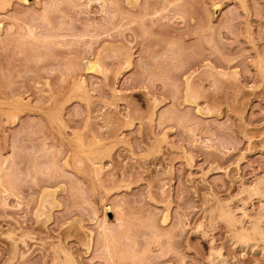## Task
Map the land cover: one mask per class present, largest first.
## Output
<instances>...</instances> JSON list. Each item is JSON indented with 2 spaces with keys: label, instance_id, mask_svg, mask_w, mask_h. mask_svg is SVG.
Returning a JSON list of instances; mask_svg holds the SVG:
<instances>
[{
  "label": "rangeland",
  "instance_id": "obj_1",
  "mask_svg": "<svg viewBox=\"0 0 264 264\" xmlns=\"http://www.w3.org/2000/svg\"><path fill=\"white\" fill-rule=\"evenodd\" d=\"M257 181L264 0H0V264H264Z\"/></svg>",
  "mask_w": 264,
  "mask_h": 264
},
{
  "label": "bare ground",
  "instance_id": "obj_2",
  "mask_svg": "<svg viewBox=\"0 0 264 264\" xmlns=\"http://www.w3.org/2000/svg\"><path fill=\"white\" fill-rule=\"evenodd\" d=\"M136 2V1H135ZM93 66L92 65H90L89 66V69H91ZM64 142V141H63ZM258 182V181H257ZM263 182V181H262ZM258 184H259V182H258ZM263 184H264V182H263ZM251 186V185H250ZM264 185H256V184H254V185H252L251 187H247V188H243L241 191H240V193L242 194H247V196H248V199L249 198H251L252 196H257L258 198L260 197L261 199H263L264 200V187H263ZM247 196H246V199H247ZM241 201V200H240ZM240 203V202H239ZM263 204V203H262ZM242 207V206H241ZM229 208V207H228ZM221 209V208H220ZM223 210V209H222ZM240 210H241V208H239L238 206H236L232 211H231V209L230 210H228V211H226V212H224L223 213V217L226 219V221H228V222H230L231 224H236V223H240V219H241V217H242V215H243V211H241V216L238 214V212L237 211H239L240 212ZM221 211V210H220ZM225 211V210H224ZM237 212V213H236ZM238 214L239 215V217H238V215L236 216V214ZM259 214V213H258ZM260 215V214H259ZM244 216H246V215H244ZM244 216L242 217V220H243V218H244ZM250 217V216H249ZM248 217V218H249ZM259 218V217H262L260 220H258L257 218ZM254 216L253 218L252 217H250L249 219H253V221H252V223L250 224V226L247 228V230H246V228H242L243 226L241 225L242 224V222H241V224H238V225H241V230H240V232H238V234H236L235 235V237H234V239L236 240H234V242H237L238 243V246L240 245L241 247H247V246H249V247H251L252 245L254 246V243H255V245H256V243H261L260 245L262 246H264V227L262 226V222H263V216L262 215H260L259 217L258 216ZM256 218V219H255ZM261 220H262V222H261ZM264 225V224H263ZM235 226V225H234ZM232 237V238H233ZM20 241V240H19ZM23 241V240H22ZM22 241H20L21 243H23ZM110 241V240H109ZM25 247V246H24ZM252 248V247H251ZM251 248H249V249H251ZM260 248V247H259ZM264 248V247H263ZM264 251V250H263ZM62 253H63V251H62ZM65 254V253H64ZM213 256L212 257H214L212 260L213 261H211V263L212 264H225V262H224V260L220 257V255L219 254H215V253H213L212 254ZM63 257V256H62ZM58 258V256L56 257V259ZM65 258V260L64 259H62V260H64V262L63 261H61V263H60V260H59V264H75V262L73 263V260H71L70 258H67V257H64ZM61 259V258H60ZM57 260V261H58ZM55 262V261H54ZM53 262V263H54ZM63 262V263H62ZM56 263V262H55ZM58 264V263H57Z\"/></svg>",
  "mask_w": 264,
  "mask_h": 264
},
{
  "label": "snow or ice",
  "instance_id": "obj_3",
  "mask_svg": "<svg viewBox=\"0 0 264 264\" xmlns=\"http://www.w3.org/2000/svg\"><path fill=\"white\" fill-rule=\"evenodd\" d=\"M28 2V0H25V3H27Z\"/></svg>",
  "mask_w": 264,
  "mask_h": 264
}]
</instances>
